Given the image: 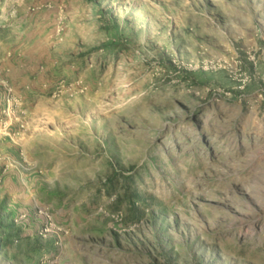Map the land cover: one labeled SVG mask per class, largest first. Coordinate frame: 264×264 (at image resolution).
Masks as SVG:
<instances>
[{
	"label": "rangeland",
	"instance_id": "rangeland-1",
	"mask_svg": "<svg viewBox=\"0 0 264 264\" xmlns=\"http://www.w3.org/2000/svg\"><path fill=\"white\" fill-rule=\"evenodd\" d=\"M0 264H264V0H0Z\"/></svg>",
	"mask_w": 264,
	"mask_h": 264
},
{
	"label": "trees",
	"instance_id": "trees-1",
	"mask_svg": "<svg viewBox=\"0 0 264 264\" xmlns=\"http://www.w3.org/2000/svg\"><path fill=\"white\" fill-rule=\"evenodd\" d=\"M7 247H8V243L5 245L0 244V252L2 251V249H6Z\"/></svg>",
	"mask_w": 264,
	"mask_h": 264
}]
</instances>
